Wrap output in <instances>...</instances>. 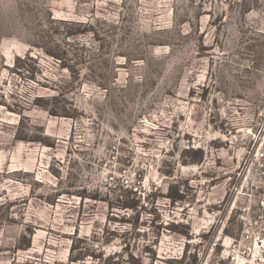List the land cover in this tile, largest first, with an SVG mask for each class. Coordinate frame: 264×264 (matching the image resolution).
<instances>
[{
	"label": "rangeland",
	"instance_id": "374dc122",
	"mask_svg": "<svg viewBox=\"0 0 264 264\" xmlns=\"http://www.w3.org/2000/svg\"><path fill=\"white\" fill-rule=\"evenodd\" d=\"M247 158L264 0H0V264H229Z\"/></svg>",
	"mask_w": 264,
	"mask_h": 264
},
{
	"label": "built area",
	"instance_id": "2783aa9c",
	"mask_svg": "<svg viewBox=\"0 0 264 264\" xmlns=\"http://www.w3.org/2000/svg\"><path fill=\"white\" fill-rule=\"evenodd\" d=\"M259 156L263 157V154L257 151L255 157ZM238 199L247 203L240 217L242 228L239 236L229 238L227 244L223 242L224 257L229 260V264H264V196L259 202L256 215L248 216V158L234 186L230 202Z\"/></svg>",
	"mask_w": 264,
	"mask_h": 264
},
{
	"label": "trees",
	"instance_id": "16d2710c",
	"mask_svg": "<svg viewBox=\"0 0 264 264\" xmlns=\"http://www.w3.org/2000/svg\"><path fill=\"white\" fill-rule=\"evenodd\" d=\"M170 198H172L173 201H180V200H183V194H181L180 190L177 189L176 196L170 195ZM139 205H140L139 201L138 200L136 201L135 199H133L131 202H127L126 201V203H124L122 205V208L123 209H128V210H137ZM29 246H30V240H29V243H28L27 247H29ZM75 249L76 248L73 246L72 249H71V254L72 255L75 253ZM72 255H70V259H69L72 263H76V262H78L80 260V259H77L75 257H72Z\"/></svg>",
	"mask_w": 264,
	"mask_h": 264
}]
</instances>
